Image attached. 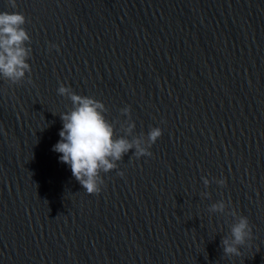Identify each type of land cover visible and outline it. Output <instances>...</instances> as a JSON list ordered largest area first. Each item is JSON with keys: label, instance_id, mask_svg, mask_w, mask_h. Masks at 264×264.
<instances>
[{"label": "water", "instance_id": "obj_1", "mask_svg": "<svg viewBox=\"0 0 264 264\" xmlns=\"http://www.w3.org/2000/svg\"><path fill=\"white\" fill-rule=\"evenodd\" d=\"M16 3L0 11L25 15L31 72L0 78V264H264V0ZM61 83L102 101L117 136L126 106L133 136L162 129L99 193L52 150L73 107ZM233 210L252 236L225 255Z\"/></svg>", "mask_w": 264, "mask_h": 264}, {"label": "clouds", "instance_id": "obj_2", "mask_svg": "<svg viewBox=\"0 0 264 264\" xmlns=\"http://www.w3.org/2000/svg\"><path fill=\"white\" fill-rule=\"evenodd\" d=\"M12 9L17 8L16 0H7ZM26 17L20 11H0V78L12 84L20 83L31 72L28 58L31 47L28 31L24 27ZM49 48H58L50 44ZM30 80V77H29ZM72 101V109L60 114L63 127L59 131L60 140L52 150L60 153L59 160L68 164L73 177L87 193H99L104 179L101 173H107L118 167L117 162L134 149L136 158L151 156L150 148L162 135L160 127H151L145 138L144 134L133 136L135 123L130 119L131 109H121L129 119L121 124L124 135H116L115 123L106 118L107 108L93 96L80 95L63 83L57 89ZM131 137V138H129ZM123 175V172L118 173ZM205 186L210 184L207 177L202 178ZM224 185L226 181H216ZM202 195L208 196L209 193ZM227 204L224 200L212 203L209 211L224 213ZM235 222L230 226V234L221 239L225 255H240L241 246L252 236V228L247 216L239 215L234 210L230 213Z\"/></svg>", "mask_w": 264, "mask_h": 264}]
</instances>
